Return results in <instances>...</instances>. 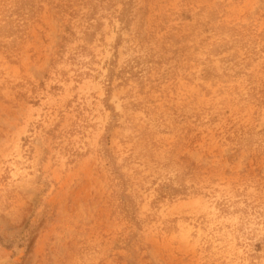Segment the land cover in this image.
<instances>
[{"label": "rangeland", "instance_id": "374dc122", "mask_svg": "<svg viewBox=\"0 0 264 264\" xmlns=\"http://www.w3.org/2000/svg\"><path fill=\"white\" fill-rule=\"evenodd\" d=\"M0 264H264V0H0Z\"/></svg>", "mask_w": 264, "mask_h": 264}]
</instances>
